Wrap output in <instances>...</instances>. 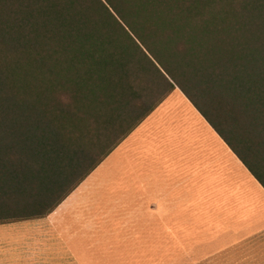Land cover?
Wrapping results in <instances>:
<instances>
[{
    "label": "trees",
    "instance_id": "16d2710c",
    "mask_svg": "<svg viewBox=\"0 0 264 264\" xmlns=\"http://www.w3.org/2000/svg\"><path fill=\"white\" fill-rule=\"evenodd\" d=\"M176 88L264 191V0H0V225L51 214Z\"/></svg>",
    "mask_w": 264,
    "mask_h": 264
},
{
    "label": "crops",
    "instance_id": "0c3cea01",
    "mask_svg": "<svg viewBox=\"0 0 264 264\" xmlns=\"http://www.w3.org/2000/svg\"><path fill=\"white\" fill-rule=\"evenodd\" d=\"M170 218L220 245L264 226V191L177 88L51 214L0 225V264H102L125 219L146 242Z\"/></svg>",
    "mask_w": 264,
    "mask_h": 264
},
{
    "label": "rangeland",
    "instance_id": "374dc122",
    "mask_svg": "<svg viewBox=\"0 0 264 264\" xmlns=\"http://www.w3.org/2000/svg\"><path fill=\"white\" fill-rule=\"evenodd\" d=\"M159 221L156 219V230L161 229ZM163 221L166 229L172 230L171 235L157 232L149 235V241L141 242V237L146 235L136 234L130 227L132 219H125L117 227L118 232L124 226L125 233H109L107 258L102 256V264H264V226L252 231L248 227L238 229L228 247L219 249L212 257L197 251H183V233L175 232L183 229V219Z\"/></svg>",
    "mask_w": 264,
    "mask_h": 264
}]
</instances>
